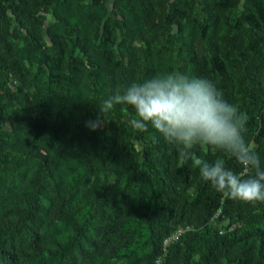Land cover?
Here are the masks:
<instances>
[{"label":"trees","instance_id":"trees-1","mask_svg":"<svg viewBox=\"0 0 264 264\" xmlns=\"http://www.w3.org/2000/svg\"><path fill=\"white\" fill-rule=\"evenodd\" d=\"M173 71L247 114L264 167V0H0V264H153L179 226L161 264H264V203L224 198L129 107L100 113Z\"/></svg>","mask_w":264,"mask_h":264},{"label":"clouds","instance_id":"clouds-1","mask_svg":"<svg viewBox=\"0 0 264 264\" xmlns=\"http://www.w3.org/2000/svg\"><path fill=\"white\" fill-rule=\"evenodd\" d=\"M132 110L129 125L138 132L149 126L173 145L181 164H191L201 181L224 198L250 204L264 203V167L254 146L246 142L247 114L224 99L222 91L204 77L173 71L132 82L99 106L103 117L114 106ZM104 121L86 122L96 130ZM207 146L234 158L242 171L225 166L223 159L209 162L195 154Z\"/></svg>","mask_w":264,"mask_h":264},{"label":"rangeland","instance_id":"rangeland-1","mask_svg":"<svg viewBox=\"0 0 264 264\" xmlns=\"http://www.w3.org/2000/svg\"><path fill=\"white\" fill-rule=\"evenodd\" d=\"M47 18V17H46ZM250 144H252L254 147L256 146V143L255 142H253V141H250L249 142ZM140 147V144H138V148ZM202 149H204V146H202ZM186 197H187V199L188 200H190L191 199V197H192V188H188L187 189V192H186ZM218 215V210L215 212V214L210 218V221L213 223V224H215V225H217L219 228H221V229H225V228H231V227H233L237 222L235 221L234 222V220H231V221H229L228 219H223V220H221V221H218L217 220V218H216V216ZM185 229H187V227H183V226H179L176 230H185ZM182 233V232H181Z\"/></svg>","mask_w":264,"mask_h":264},{"label":"built area","instance_id":"built-area-1","mask_svg":"<svg viewBox=\"0 0 264 264\" xmlns=\"http://www.w3.org/2000/svg\"><path fill=\"white\" fill-rule=\"evenodd\" d=\"M183 231L182 230H180V231L175 230V231L171 232L170 234H168L165 238H163V240L161 242V254L155 258L153 264H161V258L164 255V253L166 252V247L168 246L169 243L177 240L178 236Z\"/></svg>","mask_w":264,"mask_h":264}]
</instances>
